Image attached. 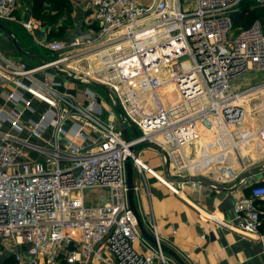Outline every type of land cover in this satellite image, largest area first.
I'll return each instance as SVG.
<instances>
[{"label":"built area","instance_id":"1","mask_svg":"<svg viewBox=\"0 0 264 264\" xmlns=\"http://www.w3.org/2000/svg\"><path fill=\"white\" fill-rule=\"evenodd\" d=\"M19 1L0 0V20L14 19ZM87 1L94 38H52L44 46L53 54L37 65L0 53V79L14 87L4 94L13 109L0 107V243L15 248L12 264H179L151 214L142 218L156 243L142 235L125 162L130 156L141 175L176 193L177 178L246 180L264 153V120L255 112L264 116V80L242 88L235 80L264 70V0ZM252 12L256 18L230 38L237 14L245 20ZM56 70L105 86L109 107L93 86L60 91ZM144 141L164 150L163 173L136 152ZM234 216L233 230L261 235L264 184L235 200Z\"/></svg>","mask_w":264,"mask_h":264},{"label":"crops","instance_id":"2","mask_svg":"<svg viewBox=\"0 0 264 264\" xmlns=\"http://www.w3.org/2000/svg\"><path fill=\"white\" fill-rule=\"evenodd\" d=\"M47 1L50 3L43 7L36 0H20L13 14L15 18L1 20L20 48L29 54L20 51L2 31L0 53L16 62L37 65L44 60L41 57L47 58L53 54L44 46L52 38L69 42L74 37L85 40L96 36L97 26L91 22V9L87 0ZM29 19L39 22L30 30L23 25ZM38 75L42 76V73ZM57 80L61 82L58 87L60 91L76 94L80 90L78 86L72 85L73 82L61 76ZM12 89L14 87L10 82L3 83L0 79V107L6 111L14 107L4 96ZM19 105H16L17 109H24L18 108ZM23 111L25 117H35L27 110ZM3 129L10 131V125L3 124ZM21 134L27 136L28 132L23 131ZM49 134L47 130L46 135ZM136 152H140L142 159L153 168L157 165L162 168L161 153L157 154L148 146ZM148 154L154 155L153 158ZM31 156L38 158L35 154ZM257 169L260 171L257 172ZM136 172L134 181L138 190L135 198L141 216L145 218L153 215L163 242L174 249L187 264H264V228L260 229L261 235H243L230 225L236 221L235 200L250 195L253 185L264 183V153L257 163L250 166L245 173L246 180L241 184L233 181L217 182L203 177L223 188L177 178L173 186L180 190L176 193L154 175L145 173L143 176L138 170ZM2 248L5 254L0 256V264H12L15 248L0 243Z\"/></svg>","mask_w":264,"mask_h":264},{"label":"water","instance_id":"3","mask_svg":"<svg viewBox=\"0 0 264 264\" xmlns=\"http://www.w3.org/2000/svg\"><path fill=\"white\" fill-rule=\"evenodd\" d=\"M0 31H2L5 34L6 37H8L12 42H14L17 45V47H18V49L20 51H22V52H24L26 54H29V53H27L26 51H24V50H22L20 48V46L17 44L15 38L12 36V33L10 32V30L4 25V23L1 20H0ZM41 58H43L44 60L47 59L45 57H41ZM55 72L57 73L58 76L63 77L64 79H66L69 82H73V83L78 84V85H89V86L97 87V88L103 89L106 92L107 95L109 94V90L105 86H103V85H101L99 83H96V82H83V81L77 80V79L71 77L70 75L65 74V73H63V72H61L59 70H56ZM115 109L122 116L123 113H122V110H121L120 106L115 105ZM131 130L134 132V134H136V135L139 134V131H138V129H137V127L135 125L131 126ZM122 133H123V135H124L126 140L130 139V132H129V129L127 127L122 129ZM141 144L157 148L161 152H164V150L159 145H157L154 142L144 141ZM133 148H134L133 146H130V150L131 151L133 150ZM125 165H126L127 186H128V192L127 193H128V200H129L130 207H131L132 211L134 212V214L136 216L137 223H138V226H139V229H140L142 235L145 238H147L148 240H150L151 242L156 243L155 237L152 234H150L147 231V229L145 228V225H144V222H143V218H142V216L140 214V211H139V209L137 207V204H136V201H135L134 166H133V163H132V160H131L130 156L127 157ZM167 165H168V163H166V167H167ZM256 171L258 172V171H260V169H257ZM189 179L193 180L195 182H198V183H202V184H206V185L212 186V187L223 188L219 184H217V183H215L213 181H210L208 179H205L203 177H200V176H192ZM162 247L168 254L173 256L177 260V262L179 264H187L184 261V259L174 249H172L171 247H169L165 243H162Z\"/></svg>","mask_w":264,"mask_h":264},{"label":"rangeland","instance_id":"4","mask_svg":"<svg viewBox=\"0 0 264 264\" xmlns=\"http://www.w3.org/2000/svg\"><path fill=\"white\" fill-rule=\"evenodd\" d=\"M259 12H260V10H258ZM254 16H255V14H254ZM252 17V19H251V17H248V19L246 18L241 24H235V26H234V28L232 29V30H230V32H229V37L230 38H233L241 29H242V26L241 25H244V24H248L249 22H251L252 20H254L256 17ZM264 80V70H261V69H250V70H248V71H246L245 73H243V74H241L236 80H235V84H236V86H240V88H242V87H247V86H249V85H251V84H257V83H259V82H261V81H263ZM72 85H74L75 87H79L81 90H83L84 88H85V85H78V84H74V83H72ZM93 89H94V91H98L99 93H100V95L102 96V103H103V106H104V108H108L109 107V105H108V103H109V100H108V96H107V94H106V92L103 90V89H100V88H97V87H93ZM259 101V99L257 98V99H255V100H253V101H251V103H252V106H253V102H258ZM21 107H23V105L21 104V105H19V107L18 108H21ZM251 110V109H250ZM256 112V115L259 113V116H258V120L260 121V122H262L263 120H264V116H262L261 114H260V110L259 111H255ZM255 112H254V114H255ZM106 117V114H104V118ZM114 118V120L116 119L115 117H113ZM79 141V140H78ZM261 144L263 145V142H261ZM146 145H143V144H140V145H138V146H136V149L135 150H138V149H141V148H143V147H145ZM150 149H152V150H154L157 154L158 153H161V151L159 150V149H157V148H154V147H151V146H148ZM183 150H184V153H189V151H190V149L189 148H183ZM148 156L149 157H151V158H153V156L154 155H149L148 154ZM156 157H157V155H156ZM155 157V158H156ZM142 158H143V156H142ZM193 165V164H192ZM159 166L160 165H157V167L156 166H154V168H156V170L158 171V172H161V173H163V170H162V168L160 169L159 168ZM134 176L136 177L137 176V172H136V170L134 169ZM100 192H97V191H93V192H88V194L90 195V196H93V195H95V196H98L99 197V194ZM101 195H103V196H101V197H99L100 199L99 200H101V201H103L104 200V193H101ZM135 201H136V198H135ZM136 204H137V202H136ZM137 207H138V205H137ZM139 208V207H138ZM8 252H10V251H8ZM5 254V252H4V249L2 248V249H0V256L1 255H4Z\"/></svg>","mask_w":264,"mask_h":264},{"label":"trees","instance_id":"5","mask_svg":"<svg viewBox=\"0 0 264 264\" xmlns=\"http://www.w3.org/2000/svg\"><path fill=\"white\" fill-rule=\"evenodd\" d=\"M37 2H38V4L41 6H43V7H45L48 3H50V2H48V3H46V0H36ZM55 1L53 0V3H54ZM51 3H52V1H51ZM56 3V2H55ZM254 12H252V13H249L248 15H249V17H251V19H252V17L254 16ZM238 15V17H237V19H236V21H237V24H241L244 20L243 19H240V15H241V13H238L237 14ZM256 15V14H255ZM247 19H248V17H247ZM250 23V22H249ZM244 25H248V24H244ZM259 184H264V183H259ZM262 228H264V223L262 224V226H261V229Z\"/></svg>","mask_w":264,"mask_h":264},{"label":"bare ground","instance_id":"6","mask_svg":"<svg viewBox=\"0 0 264 264\" xmlns=\"http://www.w3.org/2000/svg\"><path fill=\"white\" fill-rule=\"evenodd\" d=\"M250 109H252V108L250 107V105H248L246 110H247L248 112H250V111H251ZM155 173H156L158 176H160L161 178H163V177H162L160 174H158L156 171H155ZM163 179H164V178H163ZM165 180H166V179H165ZM166 181H167V180H166ZM167 182H168V181H167ZM168 183H169V182H168ZM170 185H172V187H174L173 184H170ZM174 188H175V187H174Z\"/></svg>","mask_w":264,"mask_h":264}]
</instances>
